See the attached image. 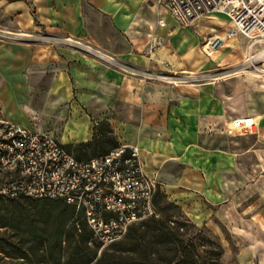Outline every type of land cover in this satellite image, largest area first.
<instances>
[{"label": "rangeland", "instance_id": "1", "mask_svg": "<svg viewBox=\"0 0 264 264\" xmlns=\"http://www.w3.org/2000/svg\"><path fill=\"white\" fill-rule=\"evenodd\" d=\"M36 2L0 1V43L32 41V30L25 26L24 18L31 24L38 21ZM79 2L86 36L84 40H76L77 44H70L91 52L105 66L148 86L149 96L154 99L158 95L172 96L171 90L179 85L212 84L237 75L258 78L237 72L249 44L244 36L227 41V46L217 53L206 51L207 41L224 36L228 29L223 14L186 26L157 0ZM159 19L169 25L163 33L156 28ZM151 29L160 44L154 55L149 53ZM230 54L241 61L237 63ZM111 91L105 90V96H110ZM93 92V89L76 88L73 99L65 106L69 107L65 115L54 112L52 117L37 120L45 132L86 159L126 144L129 130L141 125L138 105L118 97L91 99ZM0 95L3 96L0 110L8 115L15 107L6 94L0 91ZM25 113L17 110L11 119L25 123L26 128H34L33 124L24 122ZM251 131L241 129L234 121L227 130L213 131L209 144L197 147L201 151L197 152L198 161L184 169H168L179 180L177 184L158 185L168 202L181 207L186 219L220 244L224 255L219 264H264V135L257 126L254 134ZM95 135L96 141L90 143ZM38 203L0 195V264H18L23 261L19 260L22 251L32 248L30 236L20 228L23 220L40 219L36 212ZM104 250L101 248L100 255Z\"/></svg>", "mask_w": 264, "mask_h": 264}, {"label": "crops", "instance_id": "2", "mask_svg": "<svg viewBox=\"0 0 264 264\" xmlns=\"http://www.w3.org/2000/svg\"><path fill=\"white\" fill-rule=\"evenodd\" d=\"M36 3L38 21L31 24L24 18L32 41L0 43V91L15 107L4 114L12 123L26 126L11 119L22 110L24 122L33 124L31 129L44 131L37 120L54 112L65 115L76 88L93 89L91 99L122 98L141 111L140 127L130 129L125 142L140 148L145 170L158 185L177 184L179 180L168 169H184L198 161L197 147L209 144L213 131L227 130L233 121L252 119L264 135V80L239 75L212 84L179 85L171 90L172 96L154 99L148 86L70 44L86 36L79 0ZM156 28L163 33L169 25L163 29L156 22ZM152 35L149 43L157 39L154 31ZM105 90H112L111 95L105 96Z\"/></svg>", "mask_w": 264, "mask_h": 264}, {"label": "built area", "instance_id": "3", "mask_svg": "<svg viewBox=\"0 0 264 264\" xmlns=\"http://www.w3.org/2000/svg\"><path fill=\"white\" fill-rule=\"evenodd\" d=\"M186 26L212 15L228 20L224 36L207 41L217 53L227 41L244 36L246 57L237 70L264 79V0H157ZM164 27L166 21L158 20ZM149 53L159 49L150 42ZM158 183L151 178L138 146L80 160L53 134L9 121L0 110V195L18 200H61L77 208L93 231V241L107 248L130 228L156 215Z\"/></svg>", "mask_w": 264, "mask_h": 264}, {"label": "trees", "instance_id": "4", "mask_svg": "<svg viewBox=\"0 0 264 264\" xmlns=\"http://www.w3.org/2000/svg\"><path fill=\"white\" fill-rule=\"evenodd\" d=\"M96 139L95 135L90 143ZM74 155L80 160L94 158ZM35 201L40 219L23 220L20 229L30 236L32 248L22 251L18 264H219L224 255L220 244L186 219L181 207L168 202L160 190L156 215L133 225L124 239L101 255V246L93 241V231L75 206L61 200Z\"/></svg>", "mask_w": 264, "mask_h": 264}, {"label": "bare ground", "instance_id": "5", "mask_svg": "<svg viewBox=\"0 0 264 264\" xmlns=\"http://www.w3.org/2000/svg\"><path fill=\"white\" fill-rule=\"evenodd\" d=\"M167 27V24L164 26V28ZM152 30V29H151ZM153 31V30H152ZM152 34H149L148 37H152ZM233 40H237V39H233ZM236 55L234 54H230L229 57L230 58H236L235 60H237V63H239L241 61V59L239 57H235ZM239 77V75L235 76L234 78ZM264 80V79H262ZM237 124V126H239L241 129H251L253 131H251L250 133L254 132L255 129V122L252 119H239L238 121L235 122ZM244 134V133H243ZM254 134V133H253Z\"/></svg>", "mask_w": 264, "mask_h": 264}]
</instances>
